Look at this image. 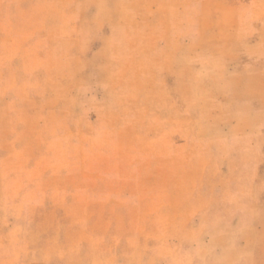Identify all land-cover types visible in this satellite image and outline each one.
I'll return each mask as SVG.
<instances>
[{"label": "rangeland", "instance_id": "1", "mask_svg": "<svg viewBox=\"0 0 264 264\" xmlns=\"http://www.w3.org/2000/svg\"><path fill=\"white\" fill-rule=\"evenodd\" d=\"M0 264H264V0H0Z\"/></svg>", "mask_w": 264, "mask_h": 264}]
</instances>
